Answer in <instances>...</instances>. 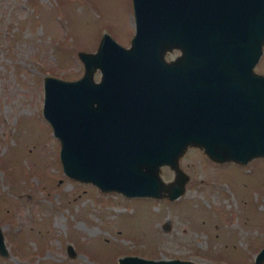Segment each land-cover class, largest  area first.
I'll use <instances>...</instances> for the list:
<instances>
[{"label":"rangeland","instance_id":"1","mask_svg":"<svg viewBox=\"0 0 264 264\" xmlns=\"http://www.w3.org/2000/svg\"><path fill=\"white\" fill-rule=\"evenodd\" d=\"M133 30L131 0H0V228L8 249L0 264H115L126 253L254 264L264 237V154L218 160L189 144L178 155L188 176L174 198L125 195L63 171L42 113L43 75L76 77L79 48L94 49L103 31L128 44ZM254 68L264 72V40ZM158 168L163 180L173 177L169 164Z\"/></svg>","mask_w":264,"mask_h":264},{"label":"water","instance_id":"2","mask_svg":"<svg viewBox=\"0 0 264 264\" xmlns=\"http://www.w3.org/2000/svg\"><path fill=\"white\" fill-rule=\"evenodd\" d=\"M131 1L129 44L103 31L94 49L77 50L81 74L43 75L42 113L63 171L125 195L174 198L188 176L178 155L189 144L218 160L264 154V72L254 68L264 0ZM172 47L179 51L166 58ZM161 163L172 178H161ZM0 253H8L1 228ZM263 259L264 237L253 263ZM115 264L207 262L126 253Z\"/></svg>","mask_w":264,"mask_h":264},{"label":"bare ground","instance_id":"3","mask_svg":"<svg viewBox=\"0 0 264 264\" xmlns=\"http://www.w3.org/2000/svg\"><path fill=\"white\" fill-rule=\"evenodd\" d=\"M200 148V146H198ZM163 190H165V188H163Z\"/></svg>","mask_w":264,"mask_h":264}]
</instances>
